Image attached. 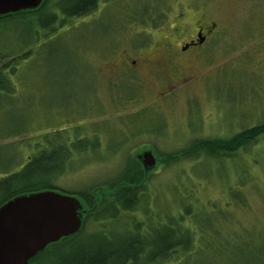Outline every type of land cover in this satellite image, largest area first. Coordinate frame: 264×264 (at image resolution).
<instances>
[{
  "label": "rangeland",
  "instance_id": "374dc122",
  "mask_svg": "<svg viewBox=\"0 0 264 264\" xmlns=\"http://www.w3.org/2000/svg\"><path fill=\"white\" fill-rule=\"evenodd\" d=\"M157 1L99 0L90 16L74 18L69 21L73 26H58L49 35L40 32L38 39L31 34L34 23L16 21L0 32V47L10 50L9 56L31 50L19 68H28L31 93H37L33 100L26 94L0 97V172H14L32 153L26 134L1 139L29 129L18 120L48 118L51 124L74 118L85 97L83 126L91 134L101 122L100 145L72 160V169L58 180L66 191L116 178L130 150L132 155L143 147L155 155L172 152L195 139H225L264 121V0H176L165 23L153 28L139 24L135 18L142 7ZM200 28L210 33L208 42L180 54ZM123 57L137 65H120ZM145 107L146 118L136 126L141 135L127 141L115 134L130 135L126 123ZM155 172L152 194L158 190L171 201L193 184L202 203L230 201L228 219L217 223L222 234L249 230L251 245L264 241V138L231 159L202 150L195 161ZM235 239L228 243L234 245Z\"/></svg>",
  "mask_w": 264,
  "mask_h": 264
},
{
  "label": "trees",
  "instance_id": "16d2710c",
  "mask_svg": "<svg viewBox=\"0 0 264 264\" xmlns=\"http://www.w3.org/2000/svg\"><path fill=\"white\" fill-rule=\"evenodd\" d=\"M175 1L158 0L151 8L144 6V11H140L135 19L146 27H158L169 16L171 4ZM98 4L99 0H44L38 9L1 15L0 32L21 21L36 24L31 34L38 39L40 32L49 35L58 26L71 25L69 21L74 18L90 16ZM26 50L17 56H9L10 50L0 47V97L13 100L26 94L33 100L36 96L37 93H31L29 82L33 78L27 76L28 68H19L20 62L32 54L29 48ZM92 73L94 75L93 68ZM93 81H96L94 77ZM85 99L84 104L75 108L81 112L75 111L79 113L74 112V118L57 119L51 124H48V118L30 119L25 123L18 120L22 128L28 123L26 128L29 129L1 138L26 134L29 136L26 143L32 147V153L14 172H0V206L21 194L53 190L76 196L85 210L82 226L76 234L50 244L29 264H264V255L261 257L264 241L253 246L249 230L222 234L217 227L219 221L228 219L230 201L202 203L195 196L193 184L183 193L172 195L171 201L158 190L153 194L149 190L157 168L195 161L202 150L208 155L228 159L236 157L239 150L245 152L264 138V121L225 139L198 138L190 147L158 153L156 168L150 172L143 170L130 150L126 164L116 178L88 188L66 191L59 187L58 180L72 169V160L93 152L100 145L97 130L100 125L97 124L101 122L92 126L95 131L91 134H87L83 126L87 121L82 116V110L87 108V97ZM147 111L148 107L142 108L126 123L131 128L130 135L115 134L127 141L141 135L136 126L146 118ZM103 115L95 116L94 121ZM153 133L156 135L157 132ZM227 189L230 192L231 187ZM232 196L237 202L242 200L240 194ZM159 201L163 203L158 205ZM233 236L236 239L234 245H230L228 241ZM250 248L255 251L250 253ZM234 255H240L241 259L234 260ZM257 255L260 259L252 260Z\"/></svg>",
  "mask_w": 264,
  "mask_h": 264
},
{
  "label": "water",
  "instance_id": "95a60500",
  "mask_svg": "<svg viewBox=\"0 0 264 264\" xmlns=\"http://www.w3.org/2000/svg\"><path fill=\"white\" fill-rule=\"evenodd\" d=\"M44 0H0V16L38 9ZM197 39L202 42L201 31ZM193 42L184 43L182 50ZM134 155L145 172L156 168L150 147ZM80 200L60 191L45 190L15 196L0 206V264H29L50 244L76 234L83 220Z\"/></svg>",
  "mask_w": 264,
  "mask_h": 264
},
{
  "label": "flooded vegetation",
  "instance_id": "af4514ba",
  "mask_svg": "<svg viewBox=\"0 0 264 264\" xmlns=\"http://www.w3.org/2000/svg\"><path fill=\"white\" fill-rule=\"evenodd\" d=\"M213 26H214V24H213ZM212 26V27H213ZM201 31V36L202 37H204V39H203V41L202 42H199L198 41V39H197V33H199ZM208 31V30H207ZM210 31V30H209ZM210 37V33H208V32H206L205 33V30L203 29V28H200L199 30H197V32H196V34H195V37L194 38H192V39H190V40H188V42H184V43H190V42H193V44L192 45H190L187 49H185V50H182L181 49V47H180V50H179V52H181L180 54H184V53H187V52H190V50L192 51V49H190V48H192V47H194V48H197V47H199V46H203L206 42H208V38ZM183 43V44H184ZM172 57V56H171ZM147 60H149V59H147ZM166 61H167V63H168V65L170 66V65H172V63L171 62H173L172 61V59L171 58H169V56H167L166 57ZM119 63H120V65H127V67L128 68H132V66H136L137 65V62H136V60L135 59H130V60H127V58H121V60H119L118 61ZM171 68H175L176 69V67H175V64L173 65V66H171ZM176 71V70H175ZM174 75V74H173ZM187 80V79H186Z\"/></svg>",
  "mask_w": 264,
  "mask_h": 264
}]
</instances>
